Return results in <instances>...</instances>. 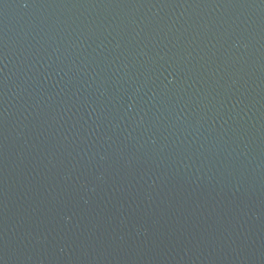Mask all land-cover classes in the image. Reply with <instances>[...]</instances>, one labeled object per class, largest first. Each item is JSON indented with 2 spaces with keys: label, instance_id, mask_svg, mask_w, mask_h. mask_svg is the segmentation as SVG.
Returning a JSON list of instances; mask_svg holds the SVG:
<instances>
[{
  "label": "water",
  "instance_id": "1",
  "mask_svg": "<svg viewBox=\"0 0 264 264\" xmlns=\"http://www.w3.org/2000/svg\"><path fill=\"white\" fill-rule=\"evenodd\" d=\"M0 264H264V0H0Z\"/></svg>",
  "mask_w": 264,
  "mask_h": 264
}]
</instances>
